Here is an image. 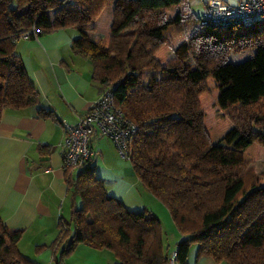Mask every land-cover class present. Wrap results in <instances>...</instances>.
<instances>
[{
    "label": "trees",
    "instance_id": "obj_1",
    "mask_svg": "<svg viewBox=\"0 0 264 264\" xmlns=\"http://www.w3.org/2000/svg\"><path fill=\"white\" fill-rule=\"evenodd\" d=\"M32 27L30 37L75 28L71 51L92 63V80L111 87L136 124L125 157L182 234L175 263L189 264L197 243L196 262L264 264V183L243 172L264 148V18L203 24L184 0H0V117L38 101L16 51ZM241 52V61L230 59ZM211 100L218 113L207 122ZM53 114L38 107V117ZM94 170L91 159L68 183L79 203L72 200L69 219L60 216L54 263L83 243L112 251L114 264H169L156 214L127 209ZM22 234L0 217V264H38L18 251Z\"/></svg>",
    "mask_w": 264,
    "mask_h": 264
},
{
    "label": "crops",
    "instance_id": "obj_2",
    "mask_svg": "<svg viewBox=\"0 0 264 264\" xmlns=\"http://www.w3.org/2000/svg\"><path fill=\"white\" fill-rule=\"evenodd\" d=\"M184 1L195 14L203 11L205 0ZM77 35L75 28L65 27L20 37L16 51L37 90L38 101L26 108H6L0 117V217L9 228L23 229L16 247L38 264H55L59 246L51 244L58 221L60 216L69 219L72 202L79 203V197H70L68 190L77 170L66 175L62 165L64 123L74 124L101 93L91 78L92 63L71 51V41ZM40 106L52 110L53 116L38 117ZM109 142L105 137L92 142L95 174L106 187L104 173H116L111 188L106 187L108 193L129 210L147 208V200L154 199L138 184L134 171L121 176L107 165L112 155ZM92 249L97 250L79 243L63 257L62 264H99L89 255L96 252ZM107 261L114 264L116 257Z\"/></svg>",
    "mask_w": 264,
    "mask_h": 264
},
{
    "label": "built area",
    "instance_id": "obj_3",
    "mask_svg": "<svg viewBox=\"0 0 264 264\" xmlns=\"http://www.w3.org/2000/svg\"><path fill=\"white\" fill-rule=\"evenodd\" d=\"M200 16L203 24L252 23L264 18V0H205ZM32 35L33 27L21 31L19 37L27 39ZM136 132V124L115 103L112 89L107 87L74 124L64 123L62 165L72 170L82 168L95 154L92 142L101 137L108 138L127 157ZM169 263L175 264L174 251L170 252Z\"/></svg>",
    "mask_w": 264,
    "mask_h": 264
},
{
    "label": "rangeland",
    "instance_id": "obj_4",
    "mask_svg": "<svg viewBox=\"0 0 264 264\" xmlns=\"http://www.w3.org/2000/svg\"><path fill=\"white\" fill-rule=\"evenodd\" d=\"M165 13L168 17H173L175 15V8L170 7L169 9L165 11ZM245 54L247 53L241 52L237 54H232L230 55V59L234 62L241 61L242 59H244ZM212 84L213 83L210 82V85ZM203 107H204L205 117H206L207 122L213 120L217 116L218 109L214 105L212 100L208 102L207 104L203 105ZM109 145H110V148L108 149L112 151V155L109 159V162L107 161V165L110 168L114 169L121 176H125L126 171H129L131 173L133 168H132V164L130 160L126 158L125 156H122L112 143L109 142ZM243 172H248L249 174L256 176L258 180L261 181V183H264V148L262 147L255 148V156L253 160L243 168ZM104 175H105V180H106L105 181L106 187L111 188L113 184V180L116 178L117 174L110 171V172H105ZM133 175L137 179V176L135 175V173H133ZM138 184H140L139 180H138ZM144 196H146V194ZM151 197H153L152 199H154V202L153 200L148 199L147 204H149L150 207L147 205L148 206L147 208H149V210H152L156 214V216L159 218V221L162 227V232H163V235H162L163 244L167 246L166 248H169L167 249L169 253L173 251V247L175 246V243L182 236V234L178 232L176 225L168 209L164 206V204L161 203L159 200H157L152 193H151ZM64 214L66 216L67 213H64ZM27 248L28 246L26 247L25 250H27ZM92 250L96 252H92L89 255L92 258L98 259L99 264L100 263L110 264V263H107L108 262L107 258L115 257L113 252L110 251L109 249H97V250L92 249ZM196 250H197V243H192L190 245L189 254L187 258L189 264H220V263L215 262L210 256H202V258H200L201 259L200 262L199 260L196 262L195 260ZM222 264H227V263L223 261Z\"/></svg>",
    "mask_w": 264,
    "mask_h": 264
}]
</instances>
